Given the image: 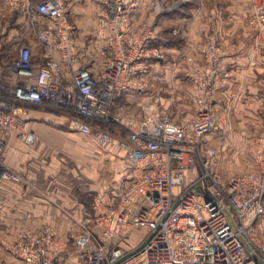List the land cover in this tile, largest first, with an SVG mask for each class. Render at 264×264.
Wrapping results in <instances>:
<instances>
[{
    "label": "built area",
    "instance_id": "obj_1",
    "mask_svg": "<svg viewBox=\"0 0 264 264\" xmlns=\"http://www.w3.org/2000/svg\"><path fill=\"white\" fill-rule=\"evenodd\" d=\"M138 3L99 0V46L82 56L63 0H37L33 8L23 2L42 49L36 70L28 44L7 59L0 35V74L4 69L22 79L7 89L0 77V181L18 177L3 161L7 137L17 132L26 143L36 139L21 122L31 103L64 113L70 129L92 134L99 144L110 137L108 124L122 127L118 146L130 162L117 199L104 203L95 196L78 231L59 237L44 224L4 246L23 264H264V242L254 225L264 214V141L259 168L229 177L215 169L217 150L206 143L208 135L230 128V105L214 100L231 75L215 32L204 36L202 61L192 69V114L180 122L148 104L140 116L125 112L122 99L145 91L152 62L166 57L151 28L131 23ZM246 12L256 28L254 50H264V0H251ZM138 226L144 235L125 246L123 239Z\"/></svg>",
    "mask_w": 264,
    "mask_h": 264
},
{
    "label": "crops",
    "instance_id": "obj_2",
    "mask_svg": "<svg viewBox=\"0 0 264 264\" xmlns=\"http://www.w3.org/2000/svg\"><path fill=\"white\" fill-rule=\"evenodd\" d=\"M63 1L74 21H91L94 26V9L99 7V0ZM23 2H29L33 8L37 0H0V35L4 53L17 50L16 43L28 44L36 70L42 61V49L32 33L31 16L23 11ZM250 2L186 0L177 5L174 0H139L130 15L132 24L143 23L154 31L155 40L166 56L162 61L152 62L144 75L145 91L124 97H134L128 101L130 116H140L139 107L145 104L167 111L170 101L166 104L164 96L170 95L177 109L186 101L191 104L187 113L175 117L182 122L196 109L192 100V69L202 61L200 48L204 36L213 30L225 49L231 75L223 87L214 91V100L230 105V128H237L239 135L231 132L219 140L217 134L206 137V143L217 150L215 169L223 177L258 169L259 163L249 146L256 141L260 145L264 139V50H254L256 28L248 22L246 12ZM173 26H180L182 33L165 38ZM83 32L76 37L82 56L99 46L94 39L95 26L90 40L81 35ZM5 74L3 82L7 89L22 81L15 72ZM21 122L36 139L26 143L21 133L12 132L2 153L5 167L18 177L0 181V264H23L2 247L23 230L47 224L59 237L76 232L82 218L93 211V198H101L104 203L115 201L130 170V162L117 141L125 136L122 127H109V139L99 144L92 134L70 129L64 113L33 103L27 105ZM233 133L237 138L234 144ZM263 216L254 225L257 237L264 242L258 233V229H263Z\"/></svg>",
    "mask_w": 264,
    "mask_h": 264
},
{
    "label": "rangeland",
    "instance_id": "obj_3",
    "mask_svg": "<svg viewBox=\"0 0 264 264\" xmlns=\"http://www.w3.org/2000/svg\"><path fill=\"white\" fill-rule=\"evenodd\" d=\"M94 8H95V6H94ZM94 11H95V13H94V18H95L96 10L94 9ZM3 18L6 19V15H4ZM8 18H9V16H8ZM68 19H69V21H71L72 23H74L75 26L77 27L76 32H75V37H77V39H78V36H79V34L81 33L82 30H85V32H83L81 35L86 36L87 38H89V40L93 37V31H94L93 22L88 21V22H85V23H77L76 21L73 20V18L71 17L70 14L68 15ZM94 23H95V21H94ZM82 26H84L85 28L82 29ZM31 28H32V33L34 34V31H35L34 26L31 25ZM173 29H176V32H173ZM181 33H182V31H181V27L180 26H176V27L173 26L172 28L169 29L168 32L165 33V38H168V36H170V35H177V36H179ZM86 37H84V38H86ZM166 42H168V40H166ZM16 44H18V48H19L20 45H22V43H20V42L19 43H16ZM16 52H17V50H13V49L12 50H9V51H7V53H5L6 54L5 57L7 59H9L11 57V55L13 56ZM7 72L8 71H6L4 69L1 70L0 77H1L2 81H4V78L6 76L5 73H7ZM169 94H170V92H169ZM133 98H127V99L126 98H123L122 99L123 103L125 104V112L126 113H127V111H130L131 110L130 103L128 101L134 100ZM170 99H172L170 95L164 96V101H165L166 104L169 103L167 101H170V104L167 107V111H170L172 113V115H173L174 118L175 117L176 118L177 117H182L183 114L187 113L188 110H190L189 109V107H190L189 105H191V104L189 102L186 101L185 104H183L181 106L182 107L181 109H177L178 107L175 105V103L173 102V100H170ZM143 107H144V105H142L141 107H139V109H141L143 111ZM233 128H229L227 130L214 133V134L219 135V137L217 138V140H219V138H221L222 136L227 135V134H229L231 132H236L237 135H239V132H238L237 128H235V127H233ZM240 134H241V136H243V135H245L247 133H240ZM231 138H232L231 139L232 140L231 142H232V144H234L235 141H237L236 140L237 138L234 137V133H233V136H231ZM263 141H264V139H263ZM258 142L256 141V142H254L252 144V146H249L250 147V150H251V153L255 157L256 160H257V152L261 148V145H262L261 143H260V145H258L259 144ZM238 172H240V171H238ZM238 172H236V173H238ZM261 225H263V229H261V230L258 229V233L260 234V237L261 236L264 237V216H263V219L261 220ZM144 233H145V228L138 226L137 228H135L132 231H130L125 236V238L123 239L122 242H123V244L125 243L124 244L125 246L133 245L134 243H136L137 241H139V239L144 235ZM2 247H4L6 249V247L4 246V244L2 245Z\"/></svg>",
    "mask_w": 264,
    "mask_h": 264
},
{
    "label": "trees",
    "instance_id": "obj_4",
    "mask_svg": "<svg viewBox=\"0 0 264 264\" xmlns=\"http://www.w3.org/2000/svg\"><path fill=\"white\" fill-rule=\"evenodd\" d=\"M114 126H116V125H115V124H112V123L108 124V128H109V127H114ZM123 130H124V129H123ZM123 133L126 134V131L124 130Z\"/></svg>",
    "mask_w": 264,
    "mask_h": 264
},
{
    "label": "water",
    "instance_id": "obj_5",
    "mask_svg": "<svg viewBox=\"0 0 264 264\" xmlns=\"http://www.w3.org/2000/svg\"><path fill=\"white\" fill-rule=\"evenodd\" d=\"M247 250L251 251V248L249 245H246Z\"/></svg>",
    "mask_w": 264,
    "mask_h": 264
}]
</instances>
